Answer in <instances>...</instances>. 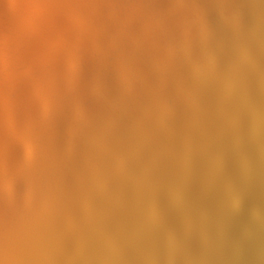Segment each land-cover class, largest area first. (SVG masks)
Returning <instances> with one entry per match:
<instances>
[{"label": "clouds", "instance_id": "1", "mask_svg": "<svg viewBox=\"0 0 264 264\" xmlns=\"http://www.w3.org/2000/svg\"><path fill=\"white\" fill-rule=\"evenodd\" d=\"M0 264H264V0H0Z\"/></svg>", "mask_w": 264, "mask_h": 264}]
</instances>
